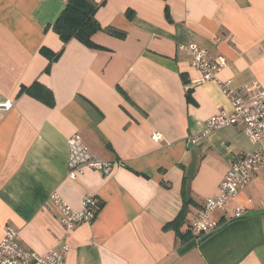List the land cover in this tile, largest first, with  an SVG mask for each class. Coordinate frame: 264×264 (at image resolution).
<instances>
[{
	"label": "crops",
	"instance_id": "crops-1",
	"mask_svg": "<svg viewBox=\"0 0 264 264\" xmlns=\"http://www.w3.org/2000/svg\"><path fill=\"white\" fill-rule=\"evenodd\" d=\"M67 1L0 0V101L13 102L0 110V241L7 226L37 254L67 241L64 264H264V164L212 212L216 231L198 240L190 229L236 154L254 148L242 126L203 130L231 110L220 84L264 89V0H104L95 20L124 36L98 30L99 48L71 39L46 71L40 49H61L52 25ZM190 41L226 58L212 79L179 49ZM33 83L52 105L18 94ZM74 133L123 165L68 177ZM52 191L75 209L96 196L94 220L64 236ZM236 207L247 215L234 219Z\"/></svg>",
	"mask_w": 264,
	"mask_h": 264
},
{
	"label": "built area",
	"instance_id": "built-area-1",
	"mask_svg": "<svg viewBox=\"0 0 264 264\" xmlns=\"http://www.w3.org/2000/svg\"><path fill=\"white\" fill-rule=\"evenodd\" d=\"M179 49L189 57L191 66L201 74V80L214 77L217 70L227 64L226 58L219 54L211 58L208 50L195 42L179 44ZM231 103V110H222L204 122L203 133L218 130L224 126H242V131L254 146L251 150H242L230 162L227 172L220 181L216 193L207 198L198 216L191 223L193 236L200 240L216 231L219 224L211 216L214 210H223L229 198L237 196L251 181L256 170L264 164V149L260 142L264 140V89L257 81H250L239 87L231 82L220 84ZM13 107L10 100L0 101V110ZM153 134L152 139H157ZM200 134H193L189 141L196 143ZM67 176L75 178L84 169L106 172L116 163L100 158L82 140L79 133H74L68 140ZM46 202L53 206L63 228L64 236L80 223H91L98 210L96 196L85 194L81 198L80 208L71 207L56 191L47 196ZM264 204V200H263ZM247 215L243 207L234 209V219ZM70 245L63 241L59 248L50 249L43 254L27 250L19 243V234L13 227L7 226L0 241V264H64Z\"/></svg>",
	"mask_w": 264,
	"mask_h": 264
},
{
	"label": "trees",
	"instance_id": "trees-1",
	"mask_svg": "<svg viewBox=\"0 0 264 264\" xmlns=\"http://www.w3.org/2000/svg\"><path fill=\"white\" fill-rule=\"evenodd\" d=\"M103 2L104 0L100 3H97L95 0H68L66 2L63 10L52 25V28L62 42L61 49L56 53L44 48L40 49V52L49 59V64L45 69L46 71L49 70L50 64L60 56L64 45L71 39H76L89 48H99L100 46L92 40L93 34L98 30H104L119 38L124 36L122 32L111 27L102 28L95 20V12ZM127 14L129 13L127 12ZM36 88H40V94L34 92ZM21 93H26L30 96L33 95L47 105L53 104L51 92L37 83H33L29 87H21L18 94ZM183 215L184 210L182 209L176 219H182Z\"/></svg>",
	"mask_w": 264,
	"mask_h": 264
}]
</instances>
